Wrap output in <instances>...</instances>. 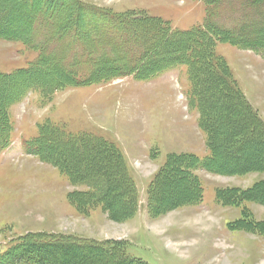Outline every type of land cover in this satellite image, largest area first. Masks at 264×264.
Listing matches in <instances>:
<instances>
[{
  "label": "rangeland",
  "instance_id": "obj_1",
  "mask_svg": "<svg viewBox=\"0 0 264 264\" xmlns=\"http://www.w3.org/2000/svg\"><path fill=\"white\" fill-rule=\"evenodd\" d=\"M77 1L128 18L138 26H148L150 18L161 19L176 31L201 26L208 16L204 0ZM1 5L10 8L6 0H1ZM243 6L239 0L226 2L220 9L223 23L234 18ZM11 11L19 15L27 12L23 8ZM47 40L38 33L35 37L36 43ZM215 48L229 64L232 80L239 82L237 88L255 109L254 121L263 123L255 133L238 132L241 111H226L230 102L226 98H221L224 104L214 114L219 119L215 124L216 146H227L233 165L240 166L244 160V164L253 163L249 169L229 174L192 170L204 187V201L191 207H178L195 187L190 174L175 165L161 179L158 190L150 191L155 173L170 153H194L200 158L209 154L207 135L199 124L201 115L190 104L192 89L186 67L159 74L154 80L138 81L128 76L92 87L71 88L47 104L42 103L38 93L28 92L9 108L14 128L12 144L0 154V246L38 235L40 239L63 237L74 243L79 239L100 245L126 242L128 252L147 264H264V224L255 227L250 223L246 230L230 228L243 215L249 222L250 217L264 221V56L229 43H219ZM170 49L161 46L157 61H165L172 54ZM40 54L24 42L0 40V77L37 62ZM54 73L47 79L59 78ZM22 83L18 78L0 80V119L8 99L11 101L23 88ZM45 119L64 125L70 133H93L115 143L135 183V194H127L120 164L114 175L101 171L102 185L108 182L107 201L112 208L78 206L77 196L85 187L70 182L54 164L27 155L23 149V138L37 136V125ZM246 136L249 140H244ZM52 151L71 158L77 168L93 165L98 169L101 162L61 144L53 145ZM219 187L235 189L242 198L222 208L214 196ZM258 229L262 232H256ZM88 249L80 248L82 259L88 257ZM54 252L56 257L63 254L59 249ZM68 256L72 257L70 253ZM100 264L120 262L110 258Z\"/></svg>",
  "mask_w": 264,
  "mask_h": 264
},
{
  "label": "trees",
  "instance_id": "obj_2",
  "mask_svg": "<svg viewBox=\"0 0 264 264\" xmlns=\"http://www.w3.org/2000/svg\"><path fill=\"white\" fill-rule=\"evenodd\" d=\"M204 1L208 14L205 23L190 31H176L169 22L161 19L150 18L148 26H138L128 18L79 4L77 0H6L10 2V8L2 7L0 0V20H4L0 23V40L15 43L21 41L41 53L37 62L31 63L29 67L2 74L0 77V80L14 81L18 78L23 81V88L11 101L8 99L4 116L0 119V154L12 144L14 128L9 108L21 102L28 92L38 93L42 103L47 104L58 93L71 88L92 87L128 76L138 81H148L169 70L186 67L192 89L189 94L190 104L201 115L199 124L207 135L206 147L209 154L206 158L192 153L170 154L165 165L155 173L149 185L150 191L158 190L161 179L175 165L181 172L190 174V182L195 187L193 194H189L187 200L179 203L178 207L197 205L203 201L204 187L193 171L204 169L214 174H229L249 169L253 163L244 164L245 160L241 161L240 166L233 165L234 160L229 159L231 152L227 146L220 145L223 153L219 154L215 135V124L219 119L214 114L222 104L221 98H226L230 99L226 111H241L238 132L245 130L247 133H255V128H260L263 123L254 121L255 109L249 104L242 90L237 88L239 82L232 80L233 72L229 64L217 55L215 47L219 43H229L264 56V0H239L244 6L225 24L221 19L220 9L232 0ZM11 8H23L27 12L19 15L12 12ZM37 33L48 40L43 44L36 43ZM53 43L55 47L51 48ZM161 46L171 47L172 54L165 61L156 59ZM54 72H57L59 78L47 79L56 74ZM37 130V136L22 142L25 152L54 164L70 182L85 187L86 190L77 196L78 206L90 207L97 204L111 209L107 201L110 194L105 187L108 182L102 185L101 171H104V175L105 171L114 175L120 164L119 170L124 172L127 182V194H135V183L128 175L122 151L112 141L93 133H70L64 125L50 119L40 122ZM246 139L249 140L247 136L244 140ZM56 144L69 146L91 159L100 160L99 168L95 169L93 165L77 168L74 161L66 155L52 154L53 145ZM227 162L232 166H228ZM241 194L232 188L219 187L216 188L214 196L216 203L224 208L236 203L242 198ZM139 207L140 204L137 206L138 210ZM149 210L148 204V215ZM246 218L243 215L242 219L231 223V230H246L250 223L256 225L255 227L264 224V221L252 217L251 222ZM68 240L63 237L40 239L38 235L21 237L11 246H0V264H100L110 258L118 260L120 264H147L141 259H135L128 252L126 242L100 245L85 243L81 239L77 242L75 240V243ZM84 246L89 247V253L87 258L82 259L79 250ZM58 249L63 254L56 257L54 251ZM69 253L72 256L70 259Z\"/></svg>",
  "mask_w": 264,
  "mask_h": 264
},
{
  "label": "crops",
  "instance_id": "obj_3",
  "mask_svg": "<svg viewBox=\"0 0 264 264\" xmlns=\"http://www.w3.org/2000/svg\"><path fill=\"white\" fill-rule=\"evenodd\" d=\"M170 154H176V152H175V153L173 152V153H170ZM170 154H169V155H170ZM193 154H194V153H193ZM168 157H169V156H168ZM191 206H192V205H190V207H191ZM186 207H188V206H186Z\"/></svg>",
  "mask_w": 264,
  "mask_h": 264
}]
</instances>
